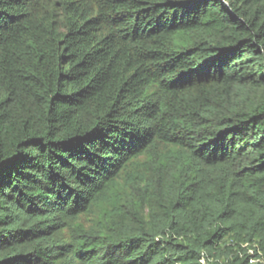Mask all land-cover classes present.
<instances>
[{"label": "trees", "instance_id": "trees-1", "mask_svg": "<svg viewBox=\"0 0 264 264\" xmlns=\"http://www.w3.org/2000/svg\"><path fill=\"white\" fill-rule=\"evenodd\" d=\"M0 264H264V0H0Z\"/></svg>", "mask_w": 264, "mask_h": 264}]
</instances>
